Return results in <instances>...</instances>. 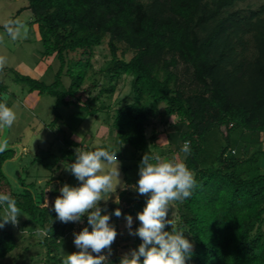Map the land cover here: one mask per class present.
I'll use <instances>...</instances> for the list:
<instances>
[{
	"label": "trees",
	"instance_id": "trees-1",
	"mask_svg": "<svg viewBox=\"0 0 264 264\" xmlns=\"http://www.w3.org/2000/svg\"><path fill=\"white\" fill-rule=\"evenodd\" d=\"M245 1L27 0L24 8L38 27L44 60L53 58L59 69L51 84L20 74L15 80L27 84L31 92L56 98L52 125L62 118V105H77L86 116L99 111L81 103L76 93L95 48L108 39L112 58L103 71L112 80L124 75L132 79L131 100L119 102L112 115L117 143L136 152L147 150V128L161 114L176 115L178 124L186 126L181 136L190 147L185 164L196 183L190 197L173 201L172 218L193 242L186 264H264V5L238 8ZM119 44L133 52L129 60L118 56ZM64 76L70 84L62 89ZM86 116L82 114V119ZM214 132L227 145L207 165L202 158ZM234 132H239L236 139ZM153 139H158L156 132ZM252 145L255 150L250 154ZM15 155L11 147L0 150V181L6 179L4 163ZM56 180L59 185L54 187ZM62 184L60 178H52L35 195L22 183L19 191L10 193L21 213L34 223L42 219L46 232L42 244L57 263L63 238L76 223L55 219L52 204L47 208L43 201L60 195ZM120 197L128 207L114 226L117 229V219L129 213L135 229L145 198L127 190ZM116 207L107 204L109 209ZM10 227L6 223L0 229V259L16 248ZM171 227L166 226L169 231ZM136 242H141L137 236ZM120 258L108 257L105 264H119Z\"/></svg>",
	"mask_w": 264,
	"mask_h": 264
},
{
	"label": "rangeland",
	"instance_id": "rangeland-1",
	"mask_svg": "<svg viewBox=\"0 0 264 264\" xmlns=\"http://www.w3.org/2000/svg\"><path fill=\"white\" fill-rule=\"evenodd\" d=\"M25 5L27 0H0V103L7 104L16 113V119L10 127H0V145H5L3 149L11 147L16 151L15 157L4 163L3 172L6 179L0 181V192L10 194L12 191H19L23 187L22 183H25L26 188L29 185L30 190L38 195L45 190L47 181L52 178H60L63 183L77 184L75 177L64 168L75 159L76 149L94 150L110 144L118 151L116 154L122 157L118 159L121 162L120 178L129 184L138 179V162L144 153L158 156L162 160L185 163L188 153L181 151V136L187 128L178 124L179 118L176 115L161 114L147 128L150 146L145 151L136 152L127 145L120 146L117 143V133L111 124L112 115L119 102L131 100L132 79L124 75L120 79L112 80L103 71L112 58L108 39L95 48L86 79L76 93L81 103H89L91 109L99 111L95 116H86L77 105H62L59 108L62 118L52 125L55 121L53 107L56 98L47 94L40 95L36 91L31 92L27 84L15 80L16 75L20 74L51 84L59 69L53 58L44 60V45L35 24L32 23L34 18L31 11L23 10ZM263 5L264 0H246L238 8H259ZM15 25H18L19 31L16 37L12 38L7 29L11 27L14 30ZM118 56L129 60L133 52L126 51L125 45L119 44ZM71 57L74 58V55ZM63 81L62 89L68 88L70 79L64 76ZM113 87L114 91L109 92ZM164 107V104L159 106L162 112ZM82 114L86 118L82 119ZM155 132L158 139L154 141ZM237 135L239 132H234L232 139H236ZM234 142L232 140L233 145ZM207 144L208 149L202 160H205L207 165H212L221 148L227 144L226 140L215 132L209 137ZM261 148L264 150V135L261 136ZM254 150L252 145L249 148L250 154ZM262 166L264 169L263 161ZM58 182L56 180L52 185L58 186ZM127 191L138 195L132 190ZM117 193L118 204L113 202L112 196L107 202L101 201V204L117 205L121 211L125 210L128 204L122 201L119 188ZM55 197L49 199V205ZM170 204L168 218H173L176 216V208L173 201ZM107 210L112 212V209ZM110 222L116 224V216H111ZM117 222V236L108 257L116 254L122 256L137 247L136 236L129 235L124 218L117 219ZM41 225V218L34 223L28 215L20 214L18 223L11 224L10 227L16 237V248L0 259V264H63L67 253L78 250L73 244V232L79 231L83 227L82 224L76 223L74 231L68 232L63 238L59 263L50 258L47 247L42 244L46 232ZM102 251L107 254L106 250Z\"/></svg>",
	"mask_w": 264,
	"mask_h": 264
},
{
	"label": "clouds",
	"instance_id": "clouds-1",
	"mask_svg": "<svg viewBox=\"0 0 264 264\" xmlns=\"http://www.w3.org/2000/svg\"><path fill=\"white\" fill-rule=\"evenodd\" d=\"M7 30L12 38L19 31L11 27ZM15 119V111L0 103V127H10ZM4 147L0 145V150ZM181 151L190 152L188 141L183 143ZM117 152L110 144L94 150L76 149L75 159L64 167L78 183L62 184L51 211L55 212V219L64 223H80L83 227L73 232V244L78 250L67 253L63 264H105L108 260L117 236L110 217L121 216V209L116 207L109 213L107 204L102 205L101 201L107 202L112 196L113 202L118 204L117 188L120 191L132 190L145 198L143 209L135 216L140 222L135 229L132 228L133 216L124 213L129 235L139 237L141 242L124 253L119 264H186L193 255V242L175 225L172 217H167L170 202L191 196L196 183L192 171L184 162L162 160L144 153L138 162V179L129 184L120 178L121 162ZM43 202L48 208L47 198ZM0 210V229L6 223L16 225L18 216L22 214L14 196L6 192H0ZM168 225L172 226L170 231L166 228Z\"/></svg>",
	"mask_w": 264,
	"mask_h": 264
},
{
	"label": "crops",
	"instance_id": "crops-1",
	"mask_svg": "<svg viewBox=\"0 0 264 264\" xmlns=\"http://www.w3.org/2000/svg\"><path fill=\"white\" fill-rule=\"evenodd\" d=\"M26 6L27 5H25L24 7H23V10H26L27 11V9H24V8H26ZM36 26V25H35ZM17 27H18V25H15L14 26V30H16L17 29ZM36 29H37V33H38V35H39V30H38V27L36 26ZM40 36V35H39Z\"/></svg>",
	"mask_w": 264,
	"mask_h": 264
}]
</instances>
